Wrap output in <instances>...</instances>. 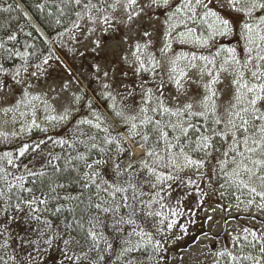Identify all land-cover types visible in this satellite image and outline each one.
Returning <instances> with one entry per match:
<instances>
[{
  "label": "rangeland",
  "instance_id": "obj_1",
  "mask_svg": "<svg viewBox=\"0 0 264 264\" xmlns=\"http://www.w3.org/2000/svg\"><path fill=\"white\" fill-rule=\"evenodd\" d=\"M111 2L113 3V0ZM148 2L149 0H138L135 10L138 11ZM181 3L182 0H170L168 9L163 7L144 8L141 16L135 18L131 23H126L127 14L122 4L115 10L111 7L110 10L99 14L82 15L77 23L79 27H76L77 24H75L69 33L61 35L58 41L59 48L54 47L55 52L47 57L48 64L45 65L42 61L36 65L20 68L19 78L24 81L21 85H17L11 79V74L17 69L11 71L5 79L0 80L7 84V88L2 94L6 100H0V138L8 141L12 138L16 141L5 146L0 152V161L5 163V167L2 168L4 171L1 172L5 176L7 185L5 190H8L9 182L20 184V181L16 179L20 176L25 178V186L26 180L32 177L28 173L30 171L44 172L54 162L59 152L68 153L76 150L79 145L77 143L79 121L91 119L92 109L109 119H115L111 110V101L102 95L105 92L102 87L104 83H111V90L116 97L118 106L132 102V107L128 109L130 112L138 111L140 106L142 94L138 89L141 84L145 88L151 87L155 90V85L161 79L165 81L163 98L168 107L175 109L182 107L186 102H192L195 105L194 109L200 110L198 102L207 94L204 85L208 84L211 79L207 75L201 77L198 74V69L204 62L197 59L195 61L197 68L191 69L189 60L181 59L179 61L178 70L186 71L188 77L196 81V83H192L188 78L182 80L181 83L187 89V94H182L178 91L175 83L169 79L170 58L181 55L190 58L192 54L197 57L203 55L208 56L209 59L214 58L216 67L212 69L213 75L219 70L225 59H230L229 49H234L237 57L243 62L247 56L246 41L242 38L243 24L245 22L254 25L259 23L258 18L264 16V11L257 10L252 17H248L242 11H236L231 7L229 0H211L209 7L216 11L221 18L229 21L232 28L231 33L223 36L217 35L207 45L196 43V38L208 37L211 31L208 24L214 22V18L203 21L204 10L198 8L197 19L201 22L198 24L187 22L188 27L194 29L193 37H189L186 43L179 42L176 38L177 33L186 31L181 24L173 32L171 51L163 55L161 49L167 42L168 17L172 14V8ZM243 6L236 5L237 8ZM89 14L95 18V23L89 20ZM104 15L111 17L110 26L101 22ZM145 30L151 35L143 37L142 33ZM145 39L151 42L148 52L154 54L156 59L161 62L155 74L151 71L135 74L133 68L124 59L127 57L131 60L132 46L137 41L143 43ZM97 40L99 47L96 44ZM217 52L220 53L219 56L216 55ZM255 63L253 61V65ZM37 65H40L39 69ZM147 67L151 68V65L149 64ZM209 67L211 68V66ZM262 67H264V62H262ZM97 68H99V72H97ZM105 71L109 73L107 78L103 77ZM33 72H36L37 75L32 76ZM124 73L127 75L125 76ZM246 79H249L250 83L253 82L250 73L246 75ZM232 80L233 75L230 72H221V82L214 85L220 114H223L232 99L234 92ZM29 84L32 85L31 88H28ZM125 86L129 88L135 86L133 97L126 98L119 94L124 92ZM25 89L31 95H39L41 101L46 100L55 109L52 111L51 108H45L41 101H35V120L39 127L32 126L30 131L28 129L32 120L31 108L21 106L19 111L10 112L7 116L3 112L5 108L12 106L21 98ZM156 95H160V93L157 92ZM76 96L81 97L78 103L74 99ZM89 100L92 101V109L88 107ZM65 108L71 109V115L67 120L57 122L46 119L48 115H62ZM20 112H26L27 116L22 117ZM150 114L151 112H149ZM175 119V117L172 118L173 121ZM115 129L127 138L128 133L125 130V125L117 124ZM40 132L44 137L37 140L32 138ZM191 137L193 140L197 138V136ZM58 141H66V143L61 145ZM124 146L130 147L131 152L135 153L132 156L133 161L143 155V150L134 144L133 139H127ZM11 149L15 150L10 152ZM21 151L24 152L22 156L20 155ZM190 154L193 158L205 159L208 170L206 166L199 172L188 168L176 173L180 177L179 180L168 182L171 184V189L169 190L170 194L164 193L165 198L162 201L164 207H161L160 204H153L151 209L159 211L163 215L155 218L150 217L146 222L138 221L142 223L145 230L152 234L153 239L135 255L143 261V264H251L253 260L248 257L257 258L262 264L264 253L260 249L264 246V208L258 205L264 201H261L259 196L250 194L247 189L238 188L228 180L226 172L231 170L230 166L222 172V176L215 175L213 162L218 160L220 165V161L224 159L220 152L213 151L209 157L191 151ZM126 155L127 152L122 155L124 159ZM9 159L12 161L11 164L8 162ZM210 169L212 172H209ZM242 178L251 186L262 190L258 178H253L251 181L246 175ZM189 180L192 183H189ZM5 190L3 191L6 194ZM11 190L20 192L18 188ZM145 191L152 192L148 188ZM7 196L5 195L3 199H7L13 205L31 199V196L28 195L13 201ZM145 199L148 197L145 196ZM253 199L254 203L249 205L248 201ZM4 200L0 198V206H3ZM22 207L24 208L22 212L10 209L11 215L15 216L16 220L10 223L7 231L0 227V233H3L0 235V245H4L6 242L8 244L7 248L0 247V256L8 252L15 255L18 261H25L31 253L36 257L32 264H73V261L66 258L65 253L69 256L79 255L80 246L75 243L76 240L66 236L64 231L62 232L50 221L49 215L52 213L50 214L48 210L36 213L42 219L51 222L48 232L41 236L39 229L44 225L27 214L28 209L24 204ZM40 207L44 209L46 206L41 205ZM4 218L3 215H0V221ZM172 221L175 223L171 228H168L167 224ZM157 228L161 230L157 231ZM252 233L256 234L255 238ZM105 235L113 243L114 248L110 257L105 254L104 264H117L116 256L120 250L117 233L111 228H107ZM46 240H51V243H44ZM65 240H70L72 243L66 245ZM32 241H39V252L36 251V246L31 243ZM155 241H159L161 244L159 250H154ZM103 247L102 243L101 248L103 249Z\"/></svg>",
  "mask_w": 264,
  "mask_h": 264
},
{
  "label": "snow or ice",
  "instance_id": "obj_2",
  "mask_svg": "<svg viewBox=\"0 0 264 264\" xmlns=\"http://www.w3.org/2000/svg\"><path fill=\"white\" fill-rule=\"evenodd\" d=\"M79 5L81 0H75ZM211 0H182V3L172 8V14L167 20L166 40L161 53L166 55L171 51L173 32L177 27L183 24L186 31L177 33L176 38L180 43H186L189 37H193L194 29L188 27V21L192 24H198L201 20L197 19V9L202 8L203 21L209 18H214L213 23L208 24L211 30L207 38L198 37L196 43L207 45L209 41L213 40L217 35L223 36L231 33L232 28L227 19L221 18L216 11L209 7ZM123 5L127 14L126 23H131L135 18L141 16L144 8H165L170 7V0H149V2L141 7L138 11L135 10L138 5V0H113L111 7L115 10L118 6ZM229 4L236 11H242L246 16L252 17L257 10L264 11V0H229ZM241 4L243 7L237 8L236 5ZM86 8H95L94 4L85 5ZM89 20L93 23L96 22L89 14ZM182 18V19H181ZM259 23L252 24L245 22L242 29V38L246 41L247 56L243 62L237 57L234 49H229L230 59H225L220 65L219 70L213 75L212 69L216 67V60L209 59L208 56H199L192 54L191 57L177 56L170 58L169 79L175 83L178 91L182 94H187V89L181 83L182 80L188 78V73L183 70H178V63L181 59L189 60V67L196 69L195 61L197 59L204 62L202 67L198 69V74L202 77L207 75L211 77L208 84L204 85L206 95L198 102L199 109L194 111L195 105L192 102H186L182 107L171 108L168 107L163 98V91L165 81L161 79L156 85L155 90L151 87L145 88L141 84L138 89L141 92V100L138 111L130 112L128 109L132 107V102L127 104H117L116 97L112 92L111 83H104L102 87L105 92L102 94L106 99L111 101V110L114 120L103 116L98 111L92 109V101H88V107L92 109L91 119H82L78 125V140L77 143L83 145L85 151L79 152L75 157L70 158L67 163L72 164V160L83 162L86 171L79 177L84 190H92L95 192L97 200L92 199V195L87 197V204L85 213L87 214V227L82 220H75L74 223L79 226L84 232V242L75 241L80 246L79 255L69 256L65 253L68 260L73 261V264H104L106 255L110 257L114 245L108 240L105 235V229L111 228L117 233L118 242L120 245L119 253L116 256L117 264H143V261L135 255L140 252L148 242L152 241V234L145 230L141 222H146L148 218L161 217L163 214L159 211H152L153 204H160L164 207L162 201L164 200V193L170 194L171 184L170 181H177L180 177L176 174L185 169L193 168L197 172L205 167V159H196L190 154L191 152L201 153L204 157L212 155L216 151V140L219 138L221 141H228L227 150L222 153L224 159L220 161L222 171L227 167H231L227 171L228 180L236 185L238 188L247 189L250 194L259 196L261 201H264V16L258 18ZM101 22L105 25H111V17L104 15ZM76 27H79L77 24ZM93 31L95 29H92ZM151 34L148 31L142 33L143 37H148ZM15 39V37H10ZM99 47V41H96ZM3 45L0 44V48ZM132 59L129 60L125 57V62L133 68L135 74L151 71L155 74L156 70L160 67L161 62L156 59L155 55L148 52L151 47V42L147 39L143 43L137 41L133 46ZM219 52L216 53L219 56ZM253 61L256 63L253 65ZM43 63L48 64V59H44ZM151 65V68L147 65ZM211 66V68L209 67ZM227 66V67H226ZM252 66V67H249ZM40 68V65H37ZM247 70V71H246ZM26 71V69H25ZM99 72V68H97ZM230 72L233 75L232 84L234 92L229 105L224 109L223 114L218 111L216 103L217 92L214 85L221 82L220 73ZM250 73L251 80L246 79V75ZM0 74L8 76L7 70L0 65ZM20 70L17 69L11 74V79L17 85L24 83L20 79ZM36 76L37 73H31ZM126 76L127 73H124ZM109 73L105 71L103 77L107 78ZM196 83L195 80H191ZM32 85L29 84L28 88ZM134 87L129 88L125 86V90L120 95L131 98L134 96ZM7 88L6 83L0 82V100H6L2 95ZM159 92L160 95H156ZM75 101L78 103L81 97L76 96ZM35 101H41L39 95H31L27 89L23 91L20 99H18L12 106L3 110L4 115L8 113L17 112L21 106L24 108H31V127H39L36 124V105ZM45 108L55 109L46 101H41ZM149 112L152 115H149ZM20 115L27 116L26 112H20ZM71 115V109L65 108L60 116L48 115L46 119L49 121H65ZM167 117V122L163 119H156L155 117ZM175 117V121L172 118ZM187 117V119H185ZM200 117L205 123L203 130L201 127L192 123L191 118ZM211 119V124L208 121ZM117 124L125 125V130L128 133L127 138L121 136L120 133L113 136L112 132L115 130ZM148 125H153L159 139L150 140V136L144 129ZM82 126H87L89 129H96L104 133L102 139L97 142V135L85 131ZM170 129L172 138L169 139ZM45 131L47 129H44ZM190 132L197 133V138L192 139L189 135ZM139 138V139H137ZM127 139L136 140L138 146L143 150V155L137 160L133 161L128 159L123 162L120 157L124 153L134 156L135 153L131 152L130 147H124ZM163 141V148L159 149L160 141ZM61 145L66 141H58ZM115 146V156L111 155L112 147ZM95 150L99 158L92 159V153ZM190 150V151H189ZM20 155H24L21 151ZM12 163L11 159L8 161ZM59 171L60 169L57 168ZM0 169V172H3ZM30 176L42 177L45 175L43 171L29 172ZM247 176L249 181L253 178H258L262 190L257 187L251 186L242 177ZM20 184H12L9 182L8 191L12 188L24 190V177L16 178ZM189 183H192L189 180ZM223 186V185H222ZM56 187H63L57 185ZM151 189L152 192H146L145 189ZM31 195V199L27 201H20L16 204H10L7 199L4 200L3 206H0V215L5 218L0 221V227L7 231L10 223L15 222L16 217L12 216L10 209L15 212H22L24 208L22 204L28 209V215L40 222L44 227L39 229L40 235L44 236L51 227V222L47 219H42L40 213L47 209H42L41 205L48 204V198L41 193V196H36L32 188L26 189ZM50 192H55V188L50 189ZM104 193V195H101ZM83 194V193H82ZM145 196L148 199H145ZM5 197L3 190H0V198ZM56 199V197H53ZM66 200H76L84 203L80 196H66ZM239 200V197H237ZM254 203L249 200L248 204ZM264 208V203L258 205ZM61 207H56L55 212L59 213ZM68 211H73L69 208ZM174 215L176 213H173ZM141 221V222H138ZM163 223V220H161ZM175 221L167 224L171 228ZM71 227V225H69ZM161 229L157 228V231ZM186 231V229H185ZM247 231V230H245ZM3 233H0L2 235ZM255 238L256 234L252 233ZM247 239V237H245ZM31 243L36 246V251L39 252V241H32ZM50 244L51 240L44 241ZM66 245L72 243L70 240H65ZM103 243L104 247L101 248ZM0 247L7 248V242ZM154 250H159L161 244L155 241L153 244ZM260 251L264 253V246ZM223 255V253H221ZM235 259V257H233ZM253 260V264H261L257 258L248 257ZM36 260L35 256L29 253L25 261H18L15 255L5 252L0 256V264H32Z\"/></svg>",
  "mask_w": 264,
  "mask_h": 264
},
{
  "label": "trees",
  "instance_id": "obj_3",
  "mask_svg": "<svg viewBox=\"0 0 264 264\" xmlns=\"http://www.w3.org/2000/svg\"><path fill=\"white\" fill-rule=\"evenodd\" d=\"M112 0H81V3L77 5L75 0H0V44L3 45L0 48V65L3 66L8 73L16 69L27 67L30 65H36L51 54L55 52L54 47L60 45L59 38L61 35L69 33L73 26L78 23L82 15L88 13L99 14L100 12L110 10ZM94 4L95 8H86L87 4ZM15 39H10V37ZM59 48V47H58ZM7 76L0 74V80L5 79ZM197 111V109H194ZM152 115V113L150 114ZM156 119H163L167 122L166 117H155ZM192 123L204 128V121L200 117L191 118ZM211 122V119L208 123ZM85 131L91 132L97 135L98 139L103 138L104 133L99 132L96 129H89L87 126L83 127ZM169 139L172 138L170 129ZM144 131L150 136V140L159 139L158 133H156L153 125H148ZM119 133L116 129L112 132L115 136ZM34 139H41L44 135L36 133ZM121 135V134H120ZM190 136H197L195 132H190ZM122 136V135H121ZM33 139V140H34ZM139 139V138H138ZM14 139L0 138V152L7 145L15 143ZM134 144L138 146L136 140H133ZM230 143L228 141H221L219 138L216 140V151L221 155L227 150ZM163 141H160L159 149L163 148ZM111 155L115 156V146H111ZM125 147V146H124ZM14 148V147H13ZM15 149H11L13 152ZM83 145L79 144L76 150L71 152H59L54 162L49 165L44 171L45 175L42 177L32 176L26 180L24 190L18 189L20 192L11 190H5V176L0 172V190H5L7 197H10L13 201H17L19 197L31 196L26 191L28 188H32L35 195H41L43 193L48 199V204L45 205L51 215L50 221L62 230L66 236L73 238L76 241L84 242V232L74 223L75 220H82L87 227V214L85 208L87 204V197L92 195V199L97 200L96 194L92 190H84L79 177L86 169L83 162L72 160V164L69 165L67 161L70 158L75 157L79 152H84ZM92 159L99 158L98 153L93 150ZM120 159H124L123 156ZM128 159H132L127 153L126 158L122 160L127 162ZM213 170L215 175L222 176V165L218 164V160L213 162ZM207 170L208 167L205 164ZM5 167V163L0 161V169ZM57 168L60 170L58 171ZM209 172H212L210 169ZM214 175V176H215ZM216 178V176H215ZM57 185H63V187H56ZM55 188V192H50V189ZM19 193V195H16ZM83 193V194H82ZM80 196L84 203H80L76 200H66V196ZM104 195V193H101ZM56 197V199H53ZM2 200H4L2 198ZM56 207H61L59 213L55 212ZM71 208L73 211H68ZM71 225V227H69ZM253 264V262L251 263ZM264 264V261L263 263Z\"/></svg>",
  "mask_w": 264,
  "mask_h": 264
}]
</instances>
